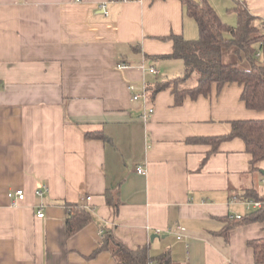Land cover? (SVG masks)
Instances as JSON below:
<instances>
[{
  "label": "crops",
  "instance_id": "1",
  "mask_svg": "<svg viewBox=\"0 0 264 264\" xmlns=\"http://www.w3.org/2000/svg\"><path fill=\"white\" fill-rule=\"evenodd\" d=\"M207 2L218 16L244 4L264 22V0ZM220 19L236 26V13ZM171 35L198 38L180 0H0V264H116L108 252L95 254L101 228L175 264H255L248 243L264 238V220L224 229L247 214V190L264 193L262 174L249 172L239 138L214 152L188 139L225 136L233 121L263 120L264 110L247 109L236 83L177 107L170 89L133 101L183 75V61L167 57ZM221 59L249 68L234 48ZM145 107L153 113L144 120ZM43 184L49 193L36 198ZM16 189L26 199L12 207L7 193ZM107 190L117 191V208L106 204ZM66 203L93 212L71 236Z\"/></svg>",
  "mask_w": 264,
  "mask_h": 264
},
{
  "label": "trees",
  "instance_id": "2",
  "mask_svg": "<svg viewBox=\"0 0 264 264\" xmlns=\"http://www.w3.org/2000/svg\"><path fill=\"white\" fill-rule=\"evenodd\" d=\"M186 14L191 17L198 29V38L185 40L182 37L171 35L165 40L172 41V52L168 58L181 59L184 63V72L180 77L164 82H155L146 87L148 102H152L157 93L170 89L173 95L174 106H180L186 97L192 100L200 96H207L215 85L221 89L226 84L236 83L242 86L241 101L249 110H264V22L252 15L244 4L238 3L234 8L237 16L235 27L225 24L209 5L207 0H180ZM230 37L226 38L225 34ZM234 48L237 53L244 54L249 63L248 69H241L235 64H224L222 53ZM258 55V56H257ZM88 139L108 138L100 132L84 133ZM239 138L245 147L249 158V172L260 171L264 162V119L238 120L230 124L227 135L215 138H191L189 144L205 143L214 149L223 141ZM206 155V158L212 153ZM264 181V175H262ZM105 193L106 204L117 208L119 201L112 198L118 195L114 190ZM110 195V196H109ZM245 200L259 201L262 208L247 213L244 218L236 220L224 229L227 235L229 230L243 223L264 220V193L250 189L245 192ZM65 226L68 236L75 234L82 227L93 221L92 208L79 204H65ZM101 242L95 254L108 252L116 264H175L167 253L151 257L149 245L130 250L118 242L110 228H101ZM252 250L255 264H264V238L248 243Z\"/></svg>",
  "mask_w": 264,
  "mask_h": 264
},
{
  "label": "built area",
  "instance_id": "3",
  "mask_svg": "<svg viewBox=\"0 0 264 264\" xmlns=\"http://www.w3.org/2000/svg\"><path fill=\"white\" fill-rule=\"evenodd\" d=\"M120 1H128V0H120ZM101 8L104 10V6H101ZM117 68L122 69V68H124V65H119V66H117ZM150 73L156 74V71L151 68ZM130 91H131V93H133L132 87H130ZM131 98L133 101H142L143 103H147V100H148L146 91H144L142 94H132ZM152 113H153V109L151 107H145L141 118L145 120ZM136 172H137V174H144L145 171L143 168H137ZM48 193H49L48 185L43 184L34 190L33 195L36 198H43ZM7 198H8L9 203L12 207H18L20 205V203L25 201L26 193L22 189L10 190L7 193ZM89 200H90L89 197L86 198V201H89ZM243 203H244L245 210L247 213H251L255 210L262 208V204L259 201L244 200ZM43 208H44V205H39L37 213H36V217L38 219H41L44 217ZM241 218H242L241 216L233 217L234 220H240ZM160 233H161L160 231H157L156 235H159Z\"/></svg>",
  "mask_w": 264,
  "mask_h": 264
},
{
  "label": "rangeland",
  "instance_id": "4",
  "mask_svg": "<svg viewBox=\"0 0 264 264\" xmlns=\"http://www.w3.org/2000/svg\"><path fill=\"white\" fill-rule=\"evenodd\" d=\"M232 3H234V1H232ZM235 4V3H234ZM232 7V6H231ZM231 8H225L222 7V10L219 12V16L224 20V21H228L230 22L232 18L235 17V13L230 10ZM264 171V170H263ZM258 185L261 189L264 190V181H260L258 182Z\"/></svg>",
  "mask_w": 264,
  "mask_h": 264
},
{
  "label": "water",
  "instance_id": "5",
  "mask_svg": "<svg viewBox=\"0 0 264 264\" xmlns=\"http://www.w3.org/2000/svg\"><path fill=\"white\" fill-rule=\"evenodd\" d=\"M262 175H264V171L263 170H260L259 171ZM156 236H152V239H154Z\"/></svg>",
  "mask_w": 264,
  "mask_h": 264
}]
</instances>
